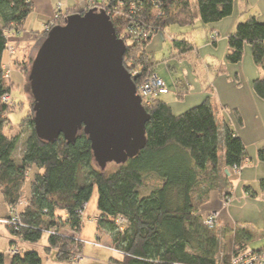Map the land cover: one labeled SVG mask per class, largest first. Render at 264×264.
I'll return each instance as SVG.
<instances>
[{"label": "trees", "instance_id": "obj_1", "mask_svg": "<svg viewBox=\"0 0 264 264\" xmlns=\"http://www.w3.org/2000/svg\"><path fill=\"white\" fill-rule=\"evenodd\" d=\"M92 1L108 8L115 33L126 45L123 66L137 94L143 82L157 73L158 64L147 52L154 35L173 26L192 27L197 16L204 25L218 23L234 11V0H196L194 4L190 0ZM132 2L137 5L134 14L128 9ZM32 10L31 0H0V195L9 210V215L0 221L13 219L12 208L17 209L20 220V226H4L15 242L6 251L8 259L0 253V264H42L38 253L21 255L16 245H37L43 237L45 250L54 251L59 262L82 254L85 246L72 235L83 228L84 208L94 189L96 231L109 236L119 255L118 259H111L112 264H232L233 257L245 252H264V248H247L253 238L250 232L227 226L225 229L234 235L235 242L229 256L218 258L220 236L211 232L215 226L204 224L208 216L202 215V207L212 193L225 190L230 177L226 173L235 167L242 169L247 160L245 146L232 126L216 122L210 97L179 115L160 99L163 95L153 97L148 104L142 102L150 117L145 126L146 145L135 158L117 165L111 173L96 167L90 141L82 132L74 143L63 138L53 143L39 140L34 132L32 109V116L21 122V129L12 131L7 118L10 108L2 102V97L10 94L2 71L6 34L23 32ZM86 12L66 11L55 25L62 26L68 16ZM142 27L151 33L136 41L130 31ZM45 37L42 35L41 43ZM211 41L216 45V41ZM245 45L251 47L253 62L263 71L252 89L264 102V24L255 17L239 23L229 35L227 61L240 63ZM194 50L192 44L180 39L172 41L170 53L172 58H182ZM14 67L27 73L25 63L16 61ZM177 98L182 99V92ZM236 116L241 125L238 112ZM220 143L224 146L222 161L218 157ZM18 150L20 155L16 158ZM257 158L264 164V150L258 151ZM151 178L155 179L154 184L147 181ZM259 188L264 195V179ZM65 231L72 235H65Z\"/></svg>", "mask_w": 264, "mask_h": 264}, {"label": "rangeland", "instance_id": "obj_2", "mask_svg": "<svg viewBox=\"0 0 264 264\" xmlns=\"http://www.w3.org/2000/svg\"><path fill=\"white\" fill-rule=\"evenodd\" d=\"M86 2V5L89 7L86 6L85 11L95 10L99 12L98 9L94 8L98 7L97 3H94L92 0H85L84 3ZM190 2L194 4L196 0H190ZM57 13L58 9L56 7L53 15ZM36 14L33 13L32 17L29 18L26 29H33L30 23L33 25L37 21L42 25L43 20L48 21L46 18H39ZM251 17H255L258 22L264 24V0H234V13L232 17L218 23L204 25L197 16L192 27H170L154 35L147 46V52L152 55L155 63L158 64L156 74L165 80L169 88L172 83L183 80L185 83L190 81V87L196 88L194 90L195 93L184 97V93L188 91L186 87H183V91L181 92L182 96H184L182 99L177 98L176 92L172 91V89H170L169 96L166 95L160 98L163 101L173 100L178 102L173 104L175 115L185 113L197 107L207 97H210L214 99L212 100L213 109L218 125H221L223 119H225L226 121H233L237 128L241 129L239 133H241L240 135L243 138L242 142L246 149L247 160L243 162V168L240 171L233 170L230 173V177L225 172L229 180L227 187L224 188L225 190L223 189L224 192L212 193L210 202L201 209V213L205 217L212 213H218V217L215 220V228L211 231L213 234L220 236L218 258H222L225 255L229 256L235 242L234 235L225 228L219 227L220 220L228 224L230 228H242L252 234V240L247 242L246 245L248 249L257 251L264 248V195L260 192L259 188L260 180L264 179V164L257 158L258 151L264 150V103L256 105L251 98L254 93L252 89L253 82L263 76V71L254 64L251 47L248 45L244 46V54L240 63L231 64L226 59L229 52V35L233 34L239 23H243ZM33 18L36 20L35 22L32 21ZM56 21L51 19L47 24V27L50 29L46 31V26H44L43 32L37 34L38 37L34 42L36 45L26 48L25 52L27 55L23 59V63L27 64L26 74H23L19 70L20 68L14 67L15 58L12 60L6 52L9 59L4 61V65L9 66L11 76L13 77V84L10 78L8 86L12 100L7 105L10 108L7 118L14 132H18L21 129V122L25 118L32 116V98L28 91L27 83L28 72L37 49L41 44L42 35H47L56 26ZM6 35L10 37L8 39V45L10 46L13 36L8 35V33ZM212 38L215 39L216 45L212 44ZM180 39L188 41L194 46L195 50L182 58H172L170 53L172 41ZM199 88H201V95L196 94ZM137 95L140 96V93ZM218 101L221 102L219 110L217 108L220 104L216 105ZM237 112L242 120L241 125L237 121ZM223 154L224 146L220 143L218 152L220 161L223 160ZM19 155L20 151L18 150L15 153L16 158ZM116 166L113 163L108 164L105 171L111 173L116 169ZM241 171L242 175H240ZM154 180L151 178L147 181L154 184ZM252 194H255V196H252ZM96 203L97 191L94 189L84 213L83 232L88 234V238L82 237L81 232L73 235L70 231H65L64 233L67 236L72 235L76 242L85 246L82 254L76 255L71 261L59 262L55 257L54 251L47 252L45 250V237L37 245L26 246L17 243V251L21 255L27 252L38 253L42 264H112L111 259H118L119 255L112 247L109 236L105 233H97L96 231ZM7 215H9V210L0 195V218ZM0 224V253H3L8 259L6 254L8 243L4 240V237L13 238L10 237L6 227H4L5 224ZM91 237H93V240ZM105 254L112 257L109 258ZM89 259L102 260L104 263H94L89 261Z\"/></svg>", "mask_w": 264, "mask_h": 264}, {"label": "water", "instance_id": "obj_3", "mask_svg": "<svg viewBox=\"0 0 264 264\" xmlns=\"http://www.w3.org/2000/svg\"><path fill=\"white\" fill-rule=\"evenodd\" d=\"M125 50L103 10L70 15L47 33L27 76L39 140L74 143L82 132L100 171L144 149L150 117L123 66Z\"/></svg>", "mask_w": 264, "mask_h": 264}, {"label": "crops", "instance_id": "obj_4", "mask_svg": "<svg viewBox=\"0 0 264 264\" xmlns=\"http://www.w3.org/2000/svg\"><path fill=\"white\" fill-rule=\"evenodd\" d=\"M95 1L96 2H99L100 0H95ZM31 2H32V5H33V10H32V13L28 16V18L26 19V21L24 23L23 32L14 35L13 36V39H12V42H11V46H14L15 51H16V56H15L14 61L16 60V61L22 62V63L24 62L23 59L27 55V53L25 52L26 48L27 47H30V46H33V45L34 46L36 45V43H34V42H35L36 38L38 37L37 34L42 33L43 32V29H44V26H46L50 22V20L52 19L53 14H54V12L56 10V7H57V4L58 3H61L63 5L62 12L60 13V16H64L66 14V11L68 12L69 10H75V11H78V12H83V11H85L86 6H87L86 5L87 2L84 3L85 0H31ZM33 13H37L36 15H38L39 18L40 17H43V18L48 19V21L46 22V21L43 20L42 21L43 22L42 25H40L33 18L32 21L33 22L36 21V23H34L33 25H32V23H30V26H33L31 28H33V29H26L27 28L26 25L28 23V20H29V18L32 17ZM233 13H234V11H233ZM0 28H1V23H0ZM8 59L9 58H8L7 54L5 53L4 61H7ZM12 79H13V77L11 76V83L13 84ZM189 83H190V81H188V83H185L184 80L183 81L174 82V83L171 84V87L170 88H169L168 84L166 83L167 93L165 95H163V96H166V95L169 96L170 89H172V91L176 92V95H177L179 92L183 91V87H186V89L188 91V92L184 93L185 96L184 95L183 96L184 97L190 96L191 94L195 93L194 90L196 88L195 87H194L195 89L191 88L190 85H189ZM23 84H24V82H23ZM197 92H198V93H196L197 95H201L202 94L201 88H199V90ZM163 96H161V97H163ZM199 98H201V97L199 96ZM251 98H252L254 104H256V105H258L260 103H264L263 101H261L260 99H258L255 96L254 93H253V96ZM211 100H214V99H211ZM220 101H221V99H220ZM220 101H218V104L216 102V105L217 106L220 104L219 107L217 108L218 110L221 108V102ZM165 102L171 108L172 112H173V104L178 103L177 101H173V100H171V101H165ZM261 105L263 106V104H261ZM224 122H228L232 126V128L234 129V131L236 132V134L238 135V137H241L240 139L243 140L242 136L240 135L241 133H239V132H241V129H238L237 126L235 125V123L233 121H230V120L229 121H226L225 119H223V123ZM243 166H242V168H243ZM240 175H242V171H241ZM228 176H230L229 173H228ZM211 196H212V194H211ZM210 199H211V197H210ZM209 202H210V200H209ZM230 208H231V206H230ZM227 226H228V224L223 223L220 220L219 227L225 228ZM80 232H81L80 234H81L82 237L88 238L87 237L88 234H86L85 232H83V228L81 229ZM94 234H95V232H94ZM91 239L93 240V237H91ZM4 240H6V242L8 243V249L10 248L11 242H15L13 239L6 238V237H4ZM20 244H23V245H26V246L29 245V244H25V243H20ZM106 253L109 254L108 252H106ZM107 254H105V256H107L109 258L112 257V256H109ZM89 261L94 262V263H99V262H101V263L103 262L104 263V261H102V260L100 261V260H94V259L92 260V259H89Z\"/></svg>", "mask_w": 264, "mask_h": 264}, {"label": "built area", "instance_id": "obj_5", "mask_svg": "<svg viewBox=\"0 0 264 264\" xmlns=\"http://www.w3.org/2000/svg\"><path fill=\"white\" fill-rule=\"evenodd\" d=\"M120 6H124L122 2H120ZM89 7V6H88ZM63 8V5L61 3L57 4V9H58V13L56 15H53L52 20H58L60 18V13L61 10ZM95 9L103 10L108 16L110 15L108 12V8L105 6H98L97 8L94 7ZM128 9L129 12L131 14H134L137 11V5L135 4V2H132L128 5ZM117 14V12L115 13V15ZM110 17V16H109ZM48 25H46V31H48L50 28L47 27ZM151 31L148 28L142 27V28H134L130 31L131 36L136 40L139 41L141 39H145L147 37H149ZM10 37L7 36V40ZM212 40L214 41L215 39L212 38ZM6 52L8 54V56L13 60L16 56V51L15 48L13 46H9L7 43V47H6ZM2 71H3V81L5 83V85L8 87L9 86V81L11 78V72L9 69L8 65H2ZM139 93H140V97L142 102H144L145 104L150 103V101L153 99V97L155 96H161V95H165L167 93V89H166V83L165 81L160 78L157 74H154L152 76H150L149 78H147L143 84L141 85V88L139 89ZM11 96L10 94H6L2 97V102L5 105H8L9 103H11ZM241 168H236L234 169V171H240ZM225 205V204H224ZM85 209V208H84ZM12 214H13V219L9 222L7 221H0L1 223L4 224H10L13 226H20V220L18 217V212L16 208H12L11 209ZM218 217V213H212L211 215L208 216V218L205 220L204 224L208 227H214L215 226V220ZM120 222H124L123 220H120ZM12 253H16V251H12ZM234 259L232 260V264H264V252H245L237 257H233ZM79 259V258H78Z\"/></svg>", "mask_w": 264, "mask_h": 264}]
</instances>
